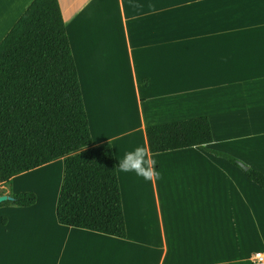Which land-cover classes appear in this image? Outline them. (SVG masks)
<instances>
[{
  "label": "crops",
  "instance_id": "1",
  "mask_svg": "<svg viewBox=\"0 0 264 264\" xmlns=\"http://www.w3.org/2000/svg\"><path fill=\"white\" fill-rule=\"evenodd\" d=\"M33 1L0 0V42ZM60 3L92 145L111 143L117 166L143 146L159 175L146 181L117 167L124 238L59 222L65 157L13 177L2 194L38 198L28 207L0 206V264H264V190L241 166L201 147L153 153L146 133L207 116L210 147L264 172V0ZM34 174L41 181L31 183ZM19 178L31 186L17 188Z\"/></svg>",
  "mask_w": 264,
  "mask_h": 264
},
{
  "label": "trees",
  "instance_id": "2",
  "mask_svg": "<svg viewBox=\"0 0 264 264\" xmlns=\"http://www.w3.org/2000/svg\"><path fill=\"white\" fill-rule=\"evenodd\" d=\"M151 152L201 147L240 167L209 145L207 116L150 125ZM77 64L60 0H34L0 42V182L65 157L59 222L124 238L127 235L116 157L109 142L93 146ZM246 176L264 190V172ZM0 203L28 207L34 191ZM7 218H2L6 223Z\"/></svg>",
  "mask_w": 264,
  "mask_h": 264
},
{
  "label": "clouds",
  "instance_id": "3",
  "mask_svg": "<svg viewBox=\"0 0 264 264\" xmlns=\"http://www.w3.org/2000/svg\"><path fill=\"white\" fill-rule=\"evenodd\" d=\"M155 165L156 161L148 158L147 149L143 146H137L125 153L123 159L119 160L117 167L122 172H135L137 176L150 181L154 175H159L155 171Z\"/></svg>",
  "mask_w": 264,
  "mask_h": 264
},
{
  "label": "rangeland",
  "instance_id": "4",
  "mask_svg": "<svg viewBox=\"0 0 264 264\" xmlns=\"http://www.w3.org/2000/svg\"><path fill=\"white\" fill-rule=\"evenodd\" d=\"M111 15H110V17H111V27H112V22H113V27L111 29V35L114 33L113 37H116V40H117L119 38V21H118V7H117L116 4H114V5L112 4V12H111ZM99 26H100V24H99ZM102 31H103V29H102ZM107 35L110 36L109 29L107 31ZM36 173H38V172H36ZM34 175H35V178L31 177V183H35V182L41 181L42 177L40 178V174L39 175L38 174H34ZM59 176L60 175L53 176V179H52L51 185H50V189H49L50 194H51V192H52V194L53 193L54 194L56 193L57 188H58V184H59V179H60ZM43 180H44V178H43ZM15 184L17 185V188H22V187H25L26 185L31 186L29 184L28 180H25V178H19L15 182ZM15 184L13 183V185H14L13 186V189L16 188V185ZM18 186H21V187H18ZM8 188H12V187L9 186V183H2V182H0V194H2L1 192L6 191ZM36 188L39 191L40 198H42L44 200L45 197L47 196L45 194V189L40 188V187H36ZM40 189H41V191H40ZM41 192H43V193H41ZM6 246H7V244H6Z\"/></svg>",
  "mask_w": 264,
  "mask_h": 264
},
{
  "label": "water",
  "instance_id": "5",
  "mask_svg": "<svg viewBox=\"0 0 264 264\" xmlns=\"http://www.w3.org/2000/svg\"><path fill=\"white\" fill-rule=\"evenodd\" d=\"M239 164L244 170H247L249 168V166L243 163L242 161H240ZM7 200H14V197L9 193L0 194V203L7 201Z\"/></svg>",
  "mask_w": 264,
  "mask_h": 264
},
{
  "label": "built area",
  "instance_id": "6",
  "mask_svg": "<svg viewBox=\"0 0 264 264\" xmlns=\"http://www.w3.org/2000/svg\"><path fill=\"white\" fill-rule=\"evenodd\" d=\"M255 259H257L260 263L262 262V257H261L260 254H258V255L255 257Z\"/></svg>",
  "mask_w": 264,
  "mask_h": 264
}]
</instances>
